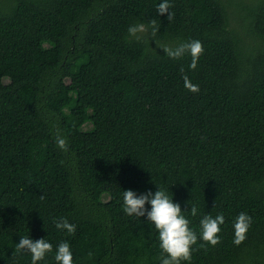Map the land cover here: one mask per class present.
Returning <instances> with one entry per match:
<instances>
[{
  "label": "trees",
  "instance_id": "trees-1",
  "mask_svg": "<svg viewBox=\"0 0 264 264\" xmlns=\"http://www.w3.org/2000/svg\"><path fill=\"white\" fill-rule=\"evenodd\" d=\"M161 2L0 0V264H31L21 237L52 244L38 264L61 242L73 264H161L154 225L123 211V191L158 188L198 236L182 264H264V0H168L171 21ZM193 40L195 70L162 50ZM220 213L221 242L201 248L200 220Z\"/></svg>",
  "mask_w": 264,
  "mask_h": 264
},
{
  "label": "clouds",
  "instance_id": "clouds-1",
  "mask_svg": "<svg viewBox=\"0 0 264 264\" xmlns=\"http://www.w3.org/2000/svg\"><path fill=\"white\" fill-rule=\"evenodd\" d=\"M171 4L168 0H162L157 6V13L161 16L167 15V19L171 21L174 14L169 11ZM147 27L151 28V35L155 37L160 31L155 19L149 21ZM146 31V25L137 23L129 26L128 35L139 40L140 34ZM162 50L166 56L171 59H181L185 55H190V69L195 70L198 65L200 56L203 54V45L199 40L181 43L175 47L163 46ZM181 67L180 72L184 73ZM185 88L191 93H198L199 86L191 82L189 77L183 75ZM56 144L61 150H67V140L64 136L57 133ZM151 205V209H146V205ZM123 211L128 216H147V219L154 225L158 233L159 246L166 255L161 257V264H182V262H190L192 257V248L197 244L198 236L194 230L190 228V221L181 211L179 204L173 202V198L167 194L163 188H158L155 193L148 191L145 194L137 196L131 190L123 191ZM191 216L198 214V208L195 204L190 208ZM225 223L223 213L215 218L207 215L200 220V236L204 243L200 245L204 248L206 244L215 247L220 241L219 234L221 225ZM56 229L66 231L69 235L76 232V226L69 223L67 218H58L53 220ZM252 224V217L247 213L241 212L233 222L234 239L236 246L241 245ZM28 252L31 255V264H38L43 261L46 254L53 251L52 244L47 239L33 240L28 237H21L19 243L16 244V251L13 254ZM91 255V253H89ZM54 259L56 264H73V254L68 242H61L56 247Z\"/></svg>",
  "mask_w": 264,
  "mask_h": 264
},
{
  "label": "rangeland",
  "instance_id": "rangeland-1",
  "mask_svg": "<svg viewBox=\"0 0 264 264\" xmlns=\"http://www.w3.org/2000/svg\"><path fill=\"white\" fill-rule=\"evenodd\" d=\"M90 127V125H86L85 129H88Z\"/></svg>",
  "mask_w": 264,
  "mask_h": 264
}]
</instances>
